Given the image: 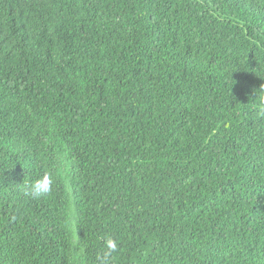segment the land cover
I'll return each instance as SVG.
<instances>
[{"label": "trees", "instance_id": "obj_1", "mask_svg": "<svg viewBox=\"0 0 264 264\" xmlns=\"http://www.w3.org/2000/svg\"><path fill=\"white\" fill-rule=\"evenodd\" d=\"M260 87L264 0H0V264H264Z\"/></svg>", "mask_w": 264, "mask_h": 264}, {"label": "clouds", "instance_id": "obj_2", "mask_svg": "<svg viewBox=\"0 0 264 264\" xmlns=\"http://www.w3.org/2000/svg\"><path fill=\"white\" fill-rule=\"evenodd\" d=\"M254 101L256 107L252 110L253 115L257 120H264V87L254 90ZM64 158L58 157V167L63 166ZM54 178L51 172H44L39 178L34 181L23 184L19 191L25 197L36 200L53 191ZM118 250V242L111 237L104 238V245L96 257V264H110L113 254Z\"/></svg>", "mask_w": 264, "mask_h": 264}]
</instances>
